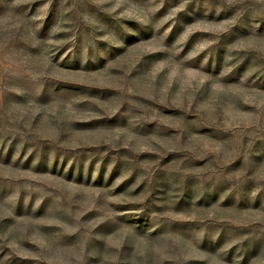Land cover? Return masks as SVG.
Instances as JSON below:
<instances>
[{
	"label": "rangeland",
	"instance_id": "1",
	"mask_svg": "<svg viewBox=\"0 0 264 264\" xmlns=\"http://www.w3.org/2000/svg\"><path fill=\"white\" fill-rule=\"evenodd\" d=\"M0 264H264V0H0Z\"/></svg>",
	"mask_w": 264,
	"mask_h": 264
}]
</instances>
